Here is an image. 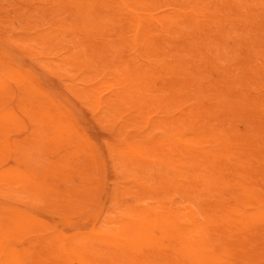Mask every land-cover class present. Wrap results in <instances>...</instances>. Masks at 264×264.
I'll return each mask as SVG.
<instances>
[{"label":"bare ground","instance_id":"bare-ground-1","mask_svg":"<svg viewBox=\"0 0 264 264\" xmlns=\"http://www.w3.org/2000/svg\"><path fill=\"white\" fill-rule=\"evenodd\" d=\"M136 17L141 26V16ZM143 25L148 27V22ZM148 32L144 30V35ZM252 61L238 64L241 80H234L232 70L227 78L228 71L200 73L195 67L189 80L182 81L180 76L177 81L185 88L193 87L198 100L186 109L181 106L182 114L170 117H147L153 111L146 109L147 90L138 85L134 90L120 87L115 91L119 102L108 107V128L114 137L112 161L117 162L120 177L107 221L101 225L95 220L92 226L84 223L83 228L68 231L46 223L32 211L0 207V264H154L150 261L154 255L164 260L162 264H236V250L243 247L239 233L260 219L245 176L228 168L234 162L241 169L239 160L244 156H250L252 168L254 161L264 162V135L261 141L254 136L264 128V94L258 97L253 88L246 87L255 72L264 75V62L258 64L260 71ZM138 64L132 70L134 77L149 72L142 62ZM237 85L241 90L233 92L231 87ZM214 95L228 96V103H215ZM54 107L48 104L37 110L36 122L27 118L26 147L38 143L40 152L13 154L19 164L26 159V169L1 173L0 180L5 178L8 190L18 186L33 193L42 208L54 212H60L61 202H68L71 208L61 213L63 224L72 228L81 215H73L74 208L83 205V216L91 210L107 184L108 162L114 163L107 162L92 141L79 133L72 118H58ZM166 121L200 127L178 135L161 129ZM152 126L159 131L143 141L142 135ZM44 145L70 151L51 155ZM31 157L39 160V168L31 165ZM79 168L72 172L78 178L62 180V175L67 177ZM173 184L191 186L206 201L197 202V195L185 211L170 201Z\"/></svg>","mask_w":264,"mask_h":264},{"label":"rangeland","instance_id":"rangeland-1","mask_svg":"<svg viewBox=\"0 0 264 264\" xmlns=\"http://www.w3.org/2000/svg\"><path fill=\"white\" fill-rule=\"evenodd\" d=\"M145 21L148 27L143 25ZM144 30H149L148 34L144 35ZM244 59L253 60L261 71L258 64L264 62V0H0V174L13 168L25 171L26 159L19 164L13 154L40 152L38 143L26 147L30 129L27 118L38 121L37 110L48 104L55 106L58 118H72L79 133L92 141L107 162L114 163L108 162L107 184L91 210L83 216V205L74 208L73 215H81L72 228L63 224L61 213L71 208L68 202L60 203L59 213L42 208L33 193L18 186L8 190L4 177L0 180V207L32 211L46 223L68 231L83 228L84 223L92 226L95 220L104 225L120 177L117 162L112 161L114 137L108 128V107L119 102L115 91L120 87L134 90L138 85L147 90L146 109L153 111L147 117H170L182 114L181 106L186 109L198 100L195 89L181 83L189 80L194 67L200 73L228 71L227 78L232 70L234 80H241L237 66ZM139 62L149 72L134 77L132 70ZM255 74L246 87L261 97L264 75ZM180 76L184 77L181 82L177 81ZM231 88L239 92L241 85ZM182 95L194 99L183 101ZM227 98L214 95L212 100L227 104ZM13 110L16 113H7ZM172 124L166 121L161 129L179 135L200 127ZM40 129L46 130L43 126ZM155 131L159 130L152 126L142 135L143 141L151 140ZM261 131L254 135L260 141L264 135ZM45 147L47 153L56 156L70 151ZM31 159L34 169L39 168V160ZM239 162L241 169L234 162L228 168L245 176V186L253 195L260 219L239 233L243 247L236 250V264H264V162L254 161L253 168L250 156ZM73 171L80 168L67 177L62 175V180L78 178L72 176ZM171 187L170 201L185 211L197 195V202L206 201L191 186ZM150 261L164 262L156 255Z\"/></svg>","mask_w":264,"mask_h":264}]
</instances>
